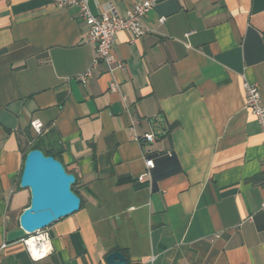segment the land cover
<instances>
[{"label":"crops","instance_id":"obj_1","mask_svg":"<svg viewBox=\"0 0 264 264\" xmlns=\"http://www.w3.org/2000/svg\"><path fill=\"white\" fill-rule=\"evenodd\" d=\"M145 1L149 33L115 36L124 69L100 65L82 85L94 46L79 10L0 0V264H107L112 252L127 264H264V134L243 90L256 84L264 102V0L89 9L124 17ZM33 148L57 156L81 200L45 229L40 261L6 241L29 204L19 179Z\"/></svg>","mask_w":264,"mask_h":264},{"label":"built area","instance_id":"obj_2","mask_svg":"<svg viewBox=\"0 0 264 264\" xmlns=\"http://www.w3.org/2000/svg\"><path fill=\"white\" fill-rule=\"evenodd\" d=\"M56 5L58 8L76 7L79 10L81 19L87 25V40L94 46V58L91 66L81 75L77 76V81L85 85L91 76L93 70L102 65L108 73L115 69H124V64L116 57L113 46L115 36L120 31H126L130 34L131 39H139L146 36L149 30L142 23V18L152 9L155 1H145L137 3L130 7L124 17H119L111 7L104 9L99 15H94L89 9V0H47ZM164 18H160L162 23ZM118 84L115 81L109 83V91L117 93ZM245 96V107L255 118L264 134V102L261 100L259 88L256 84L243 82ZM124 100V97H122ZM32 128L37 134H40L42 124L39 121L31 123ZM141 139L147 142H153L154 136L146 134ZM171 156L170 153H168ZM146 172L139 176L138 180L143 182L153 169L152 159H144ZM264 166V160L262 162ZM261 209H264V201L261 203ZM25 247L27 254L32 261H40L46 258L52 251L50 237L45 229L35 232L34 234L20 240Z\"/></svg>","mask_w":264,"mask_h":264},{"label":"water","instance_id":"obj_3","mask_svg":"<svg viewBox=\"0 0 264 264\" xmlns=\"http://www.w3.org/2000/svg\"><path fill=\"white\" fill-rule=\"evenodd\" d=\"M75 181V176L66 171L60 160L46 156L39 149L29 150L19 179V187L29 192V204L18 217V228L7 234L6 241H20L77 212L81 200L72 190ZM106 262L127 264L120 252L110 253Z\"/></svg>","mask_w":264,"mask_h":264},{"label":"trees","instance_id":"obj_4","mask_svg":"<svg viewBox=\"0 0 264 264\" xmlns=\"http://www.w3.org/2000/svg\"><path fill=\"white\" fill-rule=\"evenodd\" d=\"M33 149H37V148H33ZM46 156H52V157H54L55 159H57L58 160V158H57V156L55 155V154H51V153H49V152H43ZM67 171V170H66ZM69 173V172H68ZM72 190H73V187H72ZM74 191V190H73ZM75 193V192H74Z\"/></svg>","mask_w":264,"mask_h":264},{"label":"rangeland","instance_id":"obj_5","mask_svg":"<svg viewBox=\"0 0 264 264\" xmlns=\"http://www.w3.org/2000/svg\"><path fill=\"white\" fill-rule=\"evenodd\" d=\"M46 231V230H45Z\"/></svg>","mask_w":264,"mask_h":264}]
</instances>
